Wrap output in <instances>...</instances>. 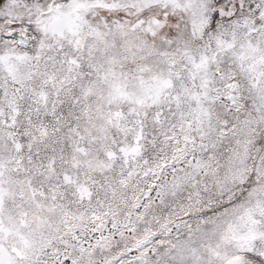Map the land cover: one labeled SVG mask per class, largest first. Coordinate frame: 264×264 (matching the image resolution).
Returning a JSON list of instances; mask_svg holds the SVG:
<instances>
[{
	"label": "snow or ice",
	"instance_id": "6c2138e0",
	"mask_svg": "<svg viewBox=\"0 0 264 264\" xmlns=\"http://www.w3.org/2000/svg\"><path fill=\"white\" fill-rule=\"evenodd\" d=\"M0 264H264V0H0Z\"/></svg>",
	"mask_w": 264,
	"mask_h": 264
}]
</instances>
